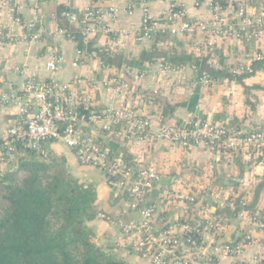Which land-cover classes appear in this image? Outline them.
Here are the masks:
<instances>
[{
	"label": "crops",
	"instance_id": "1",
	"mask_svg": "<svg viewBox=\"0 0 264 264\" xmlns=\"http://www.w3.org/2000/svg\"><path fill=\"white\" fill-rule=\"evenodd\" d=\"M215 2L225 6L236 4V0H152L148 11L162 23L170 22L168 18L173 11L181 13V20L208 19L210 5ZM12 3V9L4 8L0 16L3 34L0 37V93L18 92L29 77L49 78L46 64L54 61L57 68L50 78L60 83H70L76 77L84 79L86 83L76 84V91H89L93 109H101L111 97V91L101 84L100 63L107 59L126 84L125 91H121L124 95L119 96L135 99L141 94L156 98L153 110L164 120L185 122L194 116L182 103L200 86L198 106L204 119L245 129H264V62L254 63L250 72L232 73L240 65L251 64L255 53L264 51V32L246 27L239 35L209 41L200 33L173 35L165 29L150 38L139 39L143 4L138 0H12ZM249 3L258 11L264 0H249ZM87 9L95 14L99 10L103 15L101 27L110 32L99 33L83 43L67 14L79 16ZM32 12L37 13L35 28L28 29ZM33 35L38 37L33 39ZM171 50L180 59L190 56L191 62L170 64L167 59ZM162 62L172 65L174 71L159 73L157 68ZM138 64L143 68H138ZM201 75L209 81L200 83ZM19 120L13 102L0 107V139ZM99 137L110 149L117 148L113 152L132 162L135 168L140 163L153 166L160 179L158 183L170 180V184L193 186L209 193L212 202L213 194L220 198H243L247 207L252 205L247 208L248 213H264V169L260 165H249L242 159H231L203 146L189 148L146 140L132 145L125 139H109L101 134ZM48 147L53 155L64 160L69 174L95 191L101 212L115 215L119 205L110 203L113 197L103 173L79 164L73 150L61 142H51ZM9 170L0 162V176ZM226 214L229 222L223 237L233 240L238 238L235 233L238 220L231 212ZM86 226L105 252L127 264H143L134 253L121 249L118 230L111 223L95 217ZM243 229L260 239L252 226L246 225ZM253 243L246 242V258L256 250L257 244Z\"/></svg>",
	"mask_w": 264,
	"mask_h": 264
},
{
	"label": "built area",
	"instance_id": "2",
	"mask_svg": "<svg viewBox=\"0 0 264 264\" xmlns=\"http://www.w3.org/2000/svg\"><path fill=\"white\" fill-rule=\"evenodd\" d=\"M138 1L143 4L139 39L165 29L173 35L200 33L209 41L239 35L246 27L264 32V5L256 11L249 0H236L235 5L228 6L212 3L208 19L181 20V13L173 11L169 23L151 17L148 5L152 0ZM12 5V0H0V16L4 8L12 9ZM95 11L96 14L87 9L79 16L67 14L83 43L99 33L110 32L101 27L102 13ZM36 16L32 12L28 29L35 28ZM0 37L3 38L1 32ZM6 37L10 39L7 34ZM105 61L100 63L101 84L111 91V97L101 109H93L89 91H76V84H85L84 79L76 77L70 83H60L50 78L57 68L54 61L46 64L49 78L29 77L18 92L0 93V107L13 102L20 115L19 122L9 126L0 139V162L11 169L26 158L45 163L52 154L49 143L61 142L69 147L79 164L96 168L105 176L119 209L115 215L98 212L97 217L111 223L118 230L121 249L134 253L144 264H264L263 212L248 213L247 208L252 205L247 207L243 198L213 194V202L220 206L215 208L209 193L182 183L157 189L160 179L153 166L140 163L135 168L99 137L101 134L109 139H125L132 145L146 140L189 148L203 146L264 169V129H245L197 116L185 122L164 120L155 115L152 96H119L126 84ZM251 62L232 73L250 72L254 63L264 62V51L255 53ZM157 69L159 73L174 71L166 62ZM198 81L209 80L201 75ZM227 212L236 215L239 224L235 232L238 238L233 240L223 237L229 222ZM246 225L258 232L263 239L261 244L252 232L243 229ZM252 241L257 244L256 250L246 258V242Z\"/></svg>",
	"mask_w": 264,
	"mask_h": 264
},
{
	"label": "trees",
	"instance_id": "3",
	"mask_svg": "<svg viewBox=\"0 0 264 264\" xmlns=\"http://www.w3.org/2000/svg\"><path fill=\"white\" fill-rule=\"evenodd\" d=\"M170 54V64L192 60ZM98 212L95 191L62 158L19 161L0 178V264H127L96 244L86 223Z\"/></svg>",
	"mask_w": 264,
	"mask_h": 264
},
{
	"label": "water",
	"instance_id": "4",
	"mask_svg": "<svg viewBox=\"0 0 264 264\" xmlns=\"http://www.w3.org/2000/svg\"><path fill=\"white\" fill-rule=\"evenodd\" d=\"M138 68H143L141 65L138 64ZM199 89L200 86H197L193 93L190 94V96L188 97L187 101H185L184 103H182V107L185 108L187 110L188 113L197 116L199 119H204V115L203 113L200 111L199 106H198V101H199ZM113 149V151H117L118 149L115 147H111ZM171 181H162L157 185V189H160L162 186L164 185H168L170 184Z\"/></svg>",
	"mask_w": 264,
	"mask_h": 264
},
{
	"label": "rangeland",
	"instance_id": "5",
	"mask_svg": "<svg viewBox=\"0 0 264 264\" xmlns=\"http://www.w3.org/2000/svg\"><path fill=\"white\" fill-rule=\"evenodd\" d=\"M115 203H117L118 204V202H115ZM97 217V216H96ZM100 218V217H99ZM102 219V218H101ZM108 253V252H107ZM110 254V253H109ZM111 255V254H110ZM136 256V255H135ZM144 264V263H143Z\"/></svg>",
	"mask_w": 264,
	"mask_h": 264
}]
</instances>
